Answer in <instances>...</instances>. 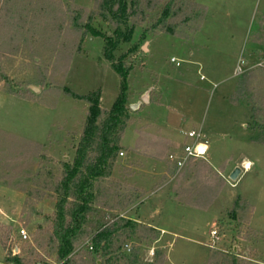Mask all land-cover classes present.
I'll return each instance as SVG.
<instances>
[{
	"label": "rangeland",
	"instance_id": "rangeland-1",
	"mask_svg": "<svg viewBox=\"0 0 264 264\" xmlns=\"http://www.w3.org/2000/svg\"><path fill=\"white\" fill-rule=\"evenodd\" d=\"M60 1L50 3L49 15L38 19L28 38L0 49V236L8 242L6 250L0 244V260L20 253L35 264H57L50 228L59 197L50 180L62 177L63 162L73 160L79 145L90 109L82 97L100 92L101 122L122 90V78L106 57L107 47H114L117 63L129 69L128 116L110 177L95 187L96 204L112 208L105 210L106 220L143 209V217L149 213L144 224L151 227L153 221L169 230L160 243L126 241L132 251L140 249L142 261L207 264L215 252L211 264H220L236 245L235 254L248 264H264V143L253 141L262 137L258 123L264 125V62L253 66L259 61L251 60L246 69L250 51L264 36V0H196L208 4L209 15L201 31L187 39L151 30L166 0L146 12V22L135 27L129 41L131 24L97 16L91 26L101 35L95 36L90 28L72 26L62 13L67 3ZM71 3L91 11L96 0ZM244 76L248 87L240 102L236 92ZM199 129L209 142L206 158L213 165L249 159L251 170L242 168L237 180L224 184L196 178L182 193L164 169L174 167L169 155L181 153L190 142L184 132ZM144 177L151 181L142 186L138 181ZM139 185L137 192L146 196L133 205L135 210H120ZM241 195L250 205L243 203L245 209ZM236 202L246 217L229 214ZM22 228L28 240L21 238ZM213 230L219 236L215 249ZM81 236L76 252L90 241L88 233Z\"/></svg>",
	"mask_w": 264,
	"mask_h": 264
},
{
	"label": "trees",
	"instance_id": "trees-1",
	"mask_svg": "<svg viewBox=\"0 0 264 264\" xmlns=\"http://www.w3.org/2000/svg\"><path fill=\"white\" fill-rule=\"evenodd\" d=\"M65 1L67 7L62 13L64 16H70L72 26L81 28L85 26L93 31V35L100 36L101 33L91 26L95 17L99 16L110 22L118 20L127 25L131 24L130 34L126 36L128 41L135 27L146 22V12H153L161 3L166 2V0H96L90 11L86 7L72 5L71 0ZM60 2V0H0V49H5L7 45L8 47L16 45L21 39L28 38L27 34H31L32 30L36 29L38 19L49 15L50 3ZM140 14L144 15V19L135 18V15ZM207 16L208 7L195 0H169L161 12V17L153 22L151 30L187 39L198 34ZM113 51L114 47H107L106 57L114 64V68L122 78V90L106 118L101 122L103 111L100 92H93L82 97L90 103V109L79 145L73 160L63 162L62 177L58 180H50V186L56 190L59 197L56 205L57 213L52 218L55 225L53 230L50 228V245L53 250L57 249V264L164 263V260L153 263L142 261L140 249L132 251L127 244L125 245L127 240L136 238H139L142 243L156 242L160 237L159 230L128 216L116 215L107 221L105 210L112 208L96 204L99 196L96 194L95 187H98L103 178L110 177L113 164L122 150L121 139L127 125L125 122L128 116L126 84L129 69L123 61L117 63ZM246 87H248V79L244 76L238 83L237 98L244 93ZM239 99L242 102L241 96ZM258 128L261 132L260 136L263 137L264 125L258 123ZM262 137H255L253 141L264 143ZM133 190V193L128 195L126 203L119 208L120 210L129 209L137 200L146 196L145 192L140 194L137 192L140 189ZM237 205L238 202L235 205L236 209L239 206ZM84 227L87 231H84ZM85 232L91 236L90 241L76 252L83 242L81 235ZM0 244L3 249H8V242L1 236ZM14 249L13 247L11 252ZM215 254L217 253L214 252L207 264H211ZM6 262L35 264L33 259L25 258L20 253L16 255L10 253ZM241 263L248 264L232 250L226 253L225 259L220 264Z\"/></svg>",
	"mask_w": 264,
	"mask_h": 264
},
{
	"label": "crops",
	"instance_id": "crops-1",
	"mask_svg": "<svg viewBox=\"0 0 264 264\" xmlns=\"http://www.w3.org/2000/svg\"><path fill=\"white\" fill-rule=\"evenodd\" d=\"M200 4H203V3H200ZM203 5H206L208 7V4H203ZM208 15H209V9H208ZM207 18H208V16H207ZM207 18L203 22L202 27L205 24ZM263 22H264V13H263L262 22H261L262 23L261 32L264 35V25H263ZM202 27H201V29H202ZM201 29H200V31H201ZM258 40L260 42V43H257L258 46L256 48H253L250 51V54H251L250 56L251 57H249V59L246 61V65L248 64L249 66L246 67V69H249L250 68L251 64L248 63V62L251 61V60H257V61H259L256 64L255 63L252 64L253 66H255V65H259L260 66L262 64L261 62H264V51H262V49H261L262 47H264V46H262V45H264V36L263 37L262 36H259L258 37ZM255 143H257V142H255ZM208 144H209V142H208ZM209 151H210V148H209ZM247 161L248 162H251V166L249 167V171H250L251 170V167L253 165V161H251L249 159H244L242 162H239L238 160H236L235 162H233V164H230L229 162H226V163L220 162L217 166H215L216 164L213 165V163H211L210 161H208L207 158L206 159H199V160H196V161H193V162L189 163L185 167V169H182L179 172H177L176 169L172 165H169V164H167L166 168L165 167H163V168H165L164 169L165 170V174L170 173V176L173 174L172 176H174L175 179H176V181H177L176 182V185L178 186L177 189H180V190L182 189V193H183V190L185 188L184 185L187 184V183H189V182H191L192 180H194L196 178H199L201 181L202 180H209V178H211V179L214 178L213 180H217V182H223V184L225 182L227 183L228 179H230V175L233 172V170L236 167H240L241 168V171H242V168L244 169V165L246 164ZM153 170H154V172L158 176H161V172L158 171L160 169H158V167L156 165L153 166ZM249 171H244V172H249ZM157 178L159 179L160 177H157ZM152 180H157V179H156L155 176H153L152 177ZM142 181H138V183L139 184H142V186H145L146 184H148L151 181V179H149L148 177L147 178L144 177ZM138 189L141 190L140 185H139ZM227 200L230 203V201L232 200V198L227 197ZM238 200L242 204L241 206L243 208H244L243 203L244 204L247 203L249 205L248 200L245 197H242V195L239 196V199ZM135 208L136 207L133 206L130 209H128L127 212L132 211V210H135ZM153 208L155 209L154 210V213H156V215L158 213H160L161 210H159V208H156V207H153ZM244 209H242L239 206L236 209L235 206H234L231 210L229 209L228 211H229V214L234 215L235 217H237L236 216V213H238V218H239V216H241V217L242 216H245V217L247 216L246 214L243 213L244 212ZM142 210L141 209H138L137 212H135V213L133 212V215H131L129 217L132 218V219L137 220L138 222L144 223V220L143 219L145 217H148V214L149 213H147L146 216L143 217V214H142L143 211ZM238 210H239V212H238ZM250 210H251V207H250ZM234 211H235V214L233 213ZM221 214H222V216H221ZM221 214H220V216H221L220 219H223L224 217H226V215H224V212H221ZM150 215H153V213L151 212ZM151 226L154 227V228H156L157 230H159L161 232L159 239L155 243H160L163 240L164 236L169 233V230L165 226H161L159 224H156L153 221H152Z\"/></svg>",
	"mask_w": 264,
	"mask_h": 264
},
{
	"label": "built area",
	"instance_id": "built-area-1",
	"mask_svg": "<svg viewBox=\"0 0 264 264\" xmlns=\"http://www.w3.org/2000/svg\"><path fill=\"white\" fill-rule=\"evenodd\" d=\"M172 62H176L175 58H172ZM185 136L190 140L189 143H186L181 153H171L169 159L174 163V167L177 172L184 169L189 163L199 160L206 159V156L209 151V144L207 137L203 133L202 129L199 130H190L184 132ZM203 149V151L201 150ZM122 154V153H121ZM249 167L244 165V171H248ZM234 185V184H232ZM20 236L23 240H28L30 238L29 233L25 228L20 230ZM212 239L214 240L211 244L212 248H216V242L219 239L218 231L213 230L211 232ZM88 243V242H87ZM0 264H15L13 262H6L0 260ZM37 264H42L41 262Z\"/></svg>",
	"mask_w": 264,
	"mask_h": 264
},
{
	"label": "water",
	"instance_id": "water-1",
	"mask_svg": "<svg viewBox=\"0 0 264 264\" xmlns=\"http://www.w3.org/2000/svg\"><path fill=\"white\" fill-rule=\"evenodd\" d=\"M24 88H25V89H32L33 91H36V92L39 91V89H38L37 87H35V86H28V87H24ZM143 101H144V102H148V101H149V93H148V92L144 95V97H143ZM142 103H143V102H139V103H137V104H133V105H131V107H132L133 109H136V108H138ZM241 172H242V171H241V168H240V167H236V168L233 170V172L231 173V175H230V179H232V180H237L238 177L240 176ZM16 251H18V248H16ZM234 253H237V246H236V245L234 246Z\"/></svg>",
	"mask_w": 264,
	"mask_h": 264
},
{
	"label": "clouds",
	"instance_id": "clouds-1",
	"mask_svg": "<svg viewBox=\"0 0 264 264\" xmlns=\"http://www.w3.org/2000/svg\"><path fill=\"white\" fill-rule=\"evenodd\" d=\"M247 163V165L250 167L251 166V162H246Z\"/></svg>",
	"mask_w": 264,
	"mask_h": 264
},
{
	"label": "bare ground",
	"instance_id": "bare-ground-1",
	"mask_svg": "<svg viewBox=\"0 0 264 264\" xmlns=\"http://www.w3.org/2000/svg\"><path fill=\"white\" fill-rule=\"evenodd\" d=\"M246 165H247V163H246ZM247 167H249V166L247 165Z\"/></svg>",
	"mask_w": 264,
	"mask_h": 264
},
{
	"label": "snow or ice",
	"instance_id": "snow-or-ice-1",
	"mask_svg": "<svg viewBox=\"0 0 264 264\" xmlns=\"http://www.w3.org/2000/svg\"><path fill=\"white\" fill-rule=\"evenodd\" d=\"M203 151V149H201Z\"/></svg>",
	"mask_w": 264,
	"mask_h": 264
}]
</instances>
